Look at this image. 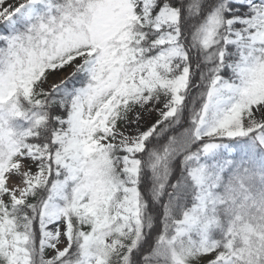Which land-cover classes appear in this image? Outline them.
<instances>
[{
	"label": "snow or ice",
	"instance_id": "obj_1",
	"mask_svg": "<svg viewBox=\"0 0 264 264\" xmlns=\"http://www.w3.org/2000/svg\"><path fill=\"white\" fill-rule=\"evenodd\" d=\"M0 264H264V0H0Z\"/></svg>",
	"mask_w": 264,
	"mask_h": 264
}]
</instances>
